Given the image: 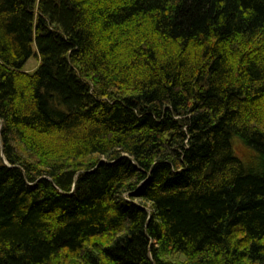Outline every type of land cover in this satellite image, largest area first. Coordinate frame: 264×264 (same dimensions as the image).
I'll use <instances>...</instances> for the list:
<instances>
[{
	"label": "trees",
	"instance_id": "1",
	"mask_svg": "<svg viewBox=\"0 0 264 264\" xmlns=\"http://www.w3.org/2000/svg\"><path fill=\"white\" fill-rule=\"evenodd\" d=\"M0 264H264V0H0Z\"/></svg>",
	"mask_w": 264,
	"mask_h": 264
},
{
	"label": "rangeland",
	"instance_id": "2",
	"mask_svg": "<svg viewBox=\"0 0 264 264\" xmlns=\"http://www.w3.org/2000/svg\"><path fill=\"white\" fill-rule=\"evenodd\" d=\"M38 65H39V59L36 55H33L25 63L24 70L34 71L38 67ZM234 148H235V151L241 156H245L250 153V149L240 140L234 141ZM126 197L129 198L128 196ZM137 200L140 201V199H137Z\"/></svg>",
	"mask_w": 264,
	"mask_h": 264
}]
</instances>
